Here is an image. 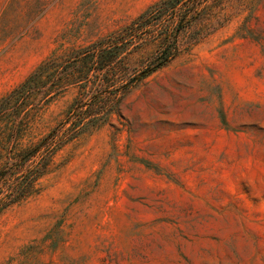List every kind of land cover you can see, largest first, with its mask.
<instances>
[{
  "label": "rangeland",
  "instance_id": "rangeland-1",
  "mask_svg": "<svg viewBox=\"0 0 264 264\" xmlns=\"http://www.w3.org/2000/svg\"><path fill=\"white\" fill-rule=\"evenodd\" d=\"M159 1L0 0V205L98 89L136 79L0 213V264H264V0H234L227 26L147 77L153 41L109 77L79 65L55 84ZM51 57L63 67L9 103Z\"/></svg>",
  "mask_w": 264,
  "mask_h": 264
},
{
  "label": "trees",
  "instance_id": "trees-1",
  "mask_svg": "<svg viewBox=\"0 0 264 264\" xmlns=\"http://www.w3.org/2000/svg\"><path fill=\"white\" fill-rule=\"evenodd\" d=\"M234 0H160L149 10L140 15L134 22L123 30L114 33L108 39L78 52L71 66L61 69L59 60L48 58L43 62L8 98L9 103L19 100L23 95L32 93L34 86L42 81L44 75L56 69L60 74L54 77L58 89L64 87L66 80L76 83L86 78L79 65H93L97 72L105 73L106 77L119 69L118 63L124 62L123 54L134 49H141L150 41L164 46L162 53L155 58L142 77L152 72L170 60L190 51L194 46L214 34L217 30L227 26L233 19L230 6ZM243 3L244 0H239ZM120 61V62H118ZM95 65V66H94ZM86 69V67H85ZM88 75V74H87ZM136 82L132 79L124 86H116L108 80V84L101 87L92 95L90 103L82 105L72 117V126L67 133L54 134V144L43 155V165L29 170L28 176L11 189L15 196L12 203L1 204L0 213L15 202L31 196L36 189L37 181L45 174L53 154L66 143L77 138L88 126L96 127L106 120L113 111L110 106L112 98L120 95L128 85ZM99 108H96L98 107ZM86 107V108H85ZM102 114L101 118L97 116ZM90 117H92L90 119ZM89 119V120H88ZM69 121V119H68ZM71 121V118H70ZM40 150H34L27 156L31 160ZM13 175V174H12ZM3 176V174H2ZM5 179L9 176L4 175Z\"/></svg>",
  "mask_w": 264,
  "mask_h": 264
}]
</instances>
